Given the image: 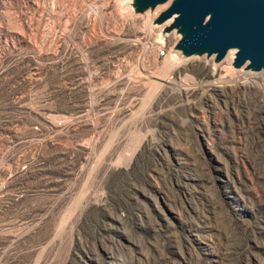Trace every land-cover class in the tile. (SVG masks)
Wrapping results in <instances>:
<instances>
[{"label": "rangeland", "instance_id": "obj_1", "mask_svg": "<svg viewBox=\"0 0 264 264\" xmlns=\"http://www.w3.org/2000/svg\"><path fill=\"white\" fill-rule=\"evenodd\" d=\"M130 7L0 0V264H264V69Z\"/></svg>", "mask_w": 264, "mask_h": 264}, {"label": "water", "instance_id": "obj_2", "mask_svg": "<svg viewBox=\"0 0 264 264\" xmlns=\"http://www.w3.org/2000/svg\"><path fill=\"white\" fill-rule=\"evenodd\" d=\"M168 0H131L132 14L152 13ZM174 31L179 40L174 53L205 56L220 61L229 52L232 67L258 72L264 69V0H170L151 21Z\"/></svg>", "mask_w": 264, "mask_h": 264}, {"label": "bare ground", "instance_id": "obj_3", "mask_svg": "<svg viewBox=\"0 0 264 264\" xmlns=\"http://www.w3.org/2000/svg\"><path fill=\"white\" fill-rule=\"evenodd\" d=\"M170 4V0H168V1H166L165 3H163L162 5H158L157 7H156V10H154V11H156V12H161V11H163L165 8H167V6ZM156 12H154V16H156L155 14H156ZM153 16V17H154ZM171 20H167L166 22H164V24H162L163 26L164 25H168L169 24V22H170ZM161 25V26H162ZM161 26H159V27H161ZM162 26V27H163ZM230 53V52H229Z\"/></svg>", "mask_w": 264, "mask_h": 264}, {"label": "built area", "instance_id": "obj_4", "mask_svg": "<svg viewBox=\"0 0 264 264\" xmlns=\"http://www.w3.org/2000/svg\"><path fill=\"white\" fill-rule=\"evenodd\" d=\"M158 56H165L164 51L162 49H158Z\"/></svg>", "mask_w": 264, "mask_h": 264}]
</instances>
